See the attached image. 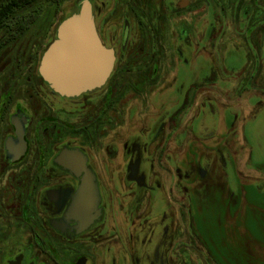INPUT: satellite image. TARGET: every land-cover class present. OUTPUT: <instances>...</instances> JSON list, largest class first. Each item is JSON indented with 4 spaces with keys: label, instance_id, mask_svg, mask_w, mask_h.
Masks as SVG:
<instances>
[{
    "label": "flooded vegetation",
    "instance_id": "af4514ba",
    "mask_svg": "<svg viewBox=\"0 0 264 264\" xmlns=\"http://www.w3.org/2000/svg\"><path fill=\"white\" fill-rule=\"evenodd\" d=\"M81 1L53 25L37 1L0 29V264H218L198 251L185 214L217 167L223 173L231 159L256 155L248 145L256 132L241 125L236 137L223 112L240 96L243 124L256 117L263 125L261 41L252 38L255 57L246 55L233 86L220 79L231 72L232 36L219 29L218 11L209 24L180 22L185 40L170 31V48L165 22L155 27L162 1L155 12L153 0H87L112 68L101 86L63 96L38 66ZM197 5L177 0L173 14ZM180 62L191 80L176 90ZM188 146L210 152L192 155ZM236 245L254 264L248 244ZM256 252L260 264L264 250Z\"/></svg>",
    "mask_w": 264,
    "mask_h": 264
},
{
    "label": "rangeland",
    "instance_id": "374dc122",
    "mask_svg": "<svg viewBox=\"0 0 264 264\" xmlns=\"http://www.w3.org/2000/svg\"><path fill=\"white\" fill-rule=\"evenodd\" d=\"M161 1L163 2L162 11L156 20L155 27L159 28V24L165 22L161 24L166 32L163 40L165 41L164 45L170 48L174 40L172 35H168L170 31L176 33L179 29L181 41L185 40L182 30L184 26L180 22L187 23L192 17L193 24L196 26L209 24L212 19L210 14L218 11L217 25L219 29H229L231 31L229 36H232V43L228 47L230 52L226 59L231 72L229 77L221 76L220 79H230L233 86L240 84L238 79L232 76L236 77L239 67L247 66V54L248 56L252 54L255 57L254 44L252 43L254 36H258L255 38L257 42L261 41L262 47H260L259 54L263 56L264 62L262 42V40L264 41V0H190L198 5L192 8V12L189 10L181 14H173L177 0H153L155 12L159 10ZM72 6V0H69L56 7L42 2L34 8L39 9L42 18L48 16L46 19L50 25H53L58 18L61 19L63 15L70 12ZM178 24L180 25L177 26ZM48 40L47 33L44 42ZM223 40L219 39L220 42ZM224 46L223 49L226 51L227 45L224 44ZM168 52L167 50V54ZM183 59H185V55ZM184 68L185 64L182 63L177 68L179 74L176 90L179 89L180 82L185 83L187 80H191L189 76L191 73H186ZM169 74L170 76L174 74V70L170 67ZM234 101L232 111L223 113L228 119L229 125L235 129L236 137H240L241 125L242 127L246 126L247 131L251 129L252 132H256V138L251 139L248 144L254 146L256 155L254 152L250 159L248 156H237L238 160L231 159L232 163L227 164L228 168L223 173L217 167L216 173H211L213 176L211 181L204 185L207 189L203 188L205 190L203 198L194 199L193 203L187 207L185 217L188 228H191L190 231L193 232L192 235L199 240L198 251L202 245V255L214 257L218 264H245L242 259L243 250H241V246L236 245L240 240L248 244L251 253L250 260L254 264H259L257 258L259 254L256 251L264 250V108L259 118L263 125H255V121L258 120L256 117H252L243 124L248 112L242 107V97L235 96ZM254 101L252 100L250 105ZM187 152L195 155L210 151L204 147L196 149L194 146H188ZM187 157L191 160L195 159V156ZM196 160H199V157H196ZM234 164H238V168L241 170L240 174L235 171ZM170 169L173 168L170 167ZM155 208L154 212H159L160 207ZM260 264H264V261Z\"/></svg>",
    "mask_w": 264,
    "mask_h": 264
},
{
    "label": "water",
    "instance_id": "95a60500",
    "mask_svg": "<svg viewBox=\"0 0 264 264\" xmlns=\"http://www.w3.org/2000/svg\"><path fill=\"white\" fill-rule=\"evenodd\" d=\"M111 68L112 55L101 45L91 5L83 0L77 12L58 24L56 39L44 51L38 72L56 93L75 96L101 86ZM88 191L89 183L85 180L81 195Z\"/></svg>",
    "mask_w": 264,
    "mask_h": 264
},
{
    "label": "trees",
    "instance_id": "16d2710c",
    "mask_svg": "<svg viewBox=\"0 0 264 264\" xmlns=\"http://www.w3.org/2000/svg\"><path fill=\"white\" fill-rule=\"evenodd\" d=\"M37 1L59 6L64 0H0V29L14 18L17 11L30 7Z\"/></svg>",
    "mask_w": 264,
    "mask_h": 264
}]
</instances>
